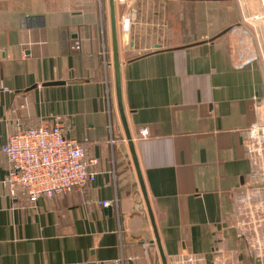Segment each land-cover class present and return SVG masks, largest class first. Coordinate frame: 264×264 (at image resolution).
Segmentation results:
<instances>
[{
  "label": "crops",
  "instance_id": "crops-1",
  "mask_svg": "<svg viewBox=\"0 0 264 264\" xmlns=\"http://www.w3.org/2000/svg\"><path fill=\"white\" fill-rule=\"evenodd\" d=\"M115 13L123 105L168 263L260 264L264 163L248 139L264 124V63L244 49L261 16L239 0H115ZM113 61L109 0H0V148L60 117L100 159L88 188L30 205L2 186L0 151V264H163Z\"/></svg>",
  "mask_w": 264,
  "mask_h": 264
},
{
  "label": "built area",
  "instance_id": "built-area-1",
  "mask_svg": "<svg viewBox=\"0 0 264 264\" xmlns=\"http://www.w3.org/2000/svg\"><path fill=\"white\" fill-rule=\"evenodd\" d=\"M132 19L124 17L123 29L129 30ZM85 39L80 38L72 45L81 50ZM23 56L26 52L23 50ZM261 128V127H260ZM260 128H254L248 139L251 151L260 155L264 163V147L255 146L252 140L258 137ZM0 151L7 158V173L1 184L13 200L34 205L39 199H52L78 189H86L96 179L100 159L89 153L87 140L80 141L66 134L61 118L56 117L50 126L19 127L2 144ZM110 206L111 202H102ZM255 222L249 221L253 225ZM256 229V228H255ZM246 245L256 241L253 228L246 224L237 234ZM250 248V246H249ZM257 261L264 263V245L257 247ZM111 264H127L124 256L114 259ZM170 264H206L204 258L193 253H182L172 258Z\"/></svg>",
  "mask_w": 264,
  "mask_h": 264
},
{
  "label": "water",
  "instance_id": "water-1",
  "mask_svg": "<svg viewBox=\"0 0 264 264\" xmlns=\"http://www.w3.org/2000/svg\"><path fill=\"white\" fill-rule=\"evenodd\" d=\"M110 1V9H111V29H112V39H113V57H114V70H115V81H116V92H117V100H118V107H119V111H120V115H121V120L124 126V130H125V134H126V138L128 140L129 143V147H130V151L132 154V158L137 170V174L139 176V180H140V184L142 187V191L144 194V198L147 204V208H148V212L150 215V219L152 221V224L154 226L155 229V234H156V242L159 248V252H160V256L162 259V263L163 264H169L166 258V255L163 251L162 245H161V241L160 238L158 236V232H157V227H156V222H155V216L152 210V207L150 205V201L148 198V194L146 191V187L142 178V173L140 170V165L138 162V157L136 154V150H135V146L132 140V135L130 133V129L128 126V122H127V118H126V113H125V109H124V105H123V97H122V83H121V74H120V57H119V50H118V33H117V20H116V13H115V0H109Z\"/></svg>",
  "mask_w": 264,
  "mask_h": 264
},
{
  "label": "rangeland",
  "instance_id": "rangeland-1",
  "mask_svg": "<svg viewBox=\"0 0 264 264\" xmlns=\"http://www.w3.org/2000/svg\"><path fill=\"white\" fill-rule=\"evenodd\" d=\"M239 1L242 5V11L246 13H255L261 16V19H258L255 26L250 25L251 29L245 30L248 33L245 34V36H247L248 39V42L246 41L247 43L245 44L248 45L249 47V45L252 46V44L255 43V46L257 45V47L256 48L251 47L250 49L246 47L244 50L249 55L254 54V59H258L259 56L260 60L264 63V50H262V48L260 47V44L262 43L264 46V35L262 34V31H264V7H263L264 0H239ZM259 33H261V35H259ZM252 144L255 146L262 145L264 147V124L263 126H261L258 132V137L255 140L254 139L252 140ZM254 153L255 156L257 157L256 161L257 159L259 160L260 158H262L256 152ZM255 223L257 224V220H255Z\"/></svg>",
  "mask_w": 264,
  "mask_h": 264
}]
</instances>
